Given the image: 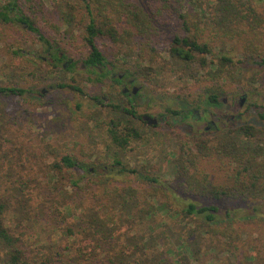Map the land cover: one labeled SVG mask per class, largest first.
Listing matches in <instances>:
<instances>
[{
  "label": "trees",
  "instance_id": "1",
  "mask_svg": "<svg viewBox=\"0 0 264 264\" xmlns=\"http://www.w3.org/2000/svg\"><path fill=\"white\" fill-rule=\"evenodd\" d=\"M51 3L59 21V25L50 22L53 33L46 29L48 22L40 20L43 0H6L0 5V24L22 25L31 31L40 43L42 54L48 55V63L54 66L65 58L66 48L56 35L60 34V25L66 26L64 32L78 26L83 47L88 50L81 58L84 70L89 73L88 81L103 83L110 74L119 82L120 74L114 72L122 69L124 77H132V81L154 82L157 74L168 70L183 81L182 91L157 93L152 98H178L186 107L177 109L168 105L163 109L162 115L174 119L166 122L170 134L159 135L163 140L175 139V143L167 146L165 168L146 159L141 166H131L124 161V154L119 153L132 141L144 138L122 116L133 115L146 122L145 116L149 117L150 113L136 116L132 106L104 102L98 94L90 97L96 111L89 118L101 117L97 107L100 103L120 113V117L106 121L105 129L107 148L112 152L106 156L112 160L111 167L117 168L116 174L104 173V166L97 161L93 170L100 174L95 175L89 167L93 163L49 145L41 153H12L14 168L22 171L26 169L27 155L46 159L47 181L56 182L54 189L58 190L62 189L58 182L65 179V184L74 188L73 195L79 197L70 199L71 195L66 196L62 189L65 196L55 201L56 209L52 210L54 215L63 214L65 225L61 232L68 247L51 255L46 244L45 252L38 249L30 258L19 248L20 237L6 225L7 201L0 197V251L3 252L0 264H57V261L61 264H247L256 258L247 254V248L255 247L245 241L244 228L235 221L253 222L260 207L253 205L252 213L233 219L236 209L222 214L219 205L205 204L200 198L255 201L264 207V124L229 122L209 132L193 128L181 131L178 127L185 124L190 114L196 118L202 111L210 112L211 106L223 102V96L245 100L247 92H256L257 87L250 86L248 90L242 84L234 90L229 85L240 79L244 60L256 61L264 67V0H78V3L51 0ZM80 8L88 20L78 19ZM158 30L168 34L165 48L159 47L155 40ZM99 38H108L116 46L112 59L101 53L97 45ZM234 43L239 44L237 59L232 54L235 52L232 49L237 50ZM230 45L232 49L227 48ZM120 61L125 64L124 69L118 66ZM73 66V59L64 65L66 70H72ZM63 86L84 92L77 83ZM24 92V88L0 87V94L19 96ZM118 93L128 94L125 89ZM128 100L133 105L130 97ZM258 116L264 120V113L258 111ZM122 174L131 177L117 180L116 176ZM27 207L28 198L21 195L16 210L22 215ZM43 209L46 212L47 207ZM65 217H73V221L67 223Z\"/></svg>",
  "mask_w": 264,
  "mask_h": 264
},
{
  "label": "rangeland",
  "instance_id": "2",
  "mask_svg": "<svg viewBox=\"0 0 264 264\" xmlns=\"http://www.w3.org/2000/svg\"><path fill=\"white\" fill-rule=\"evenodd\" d=\"M5 1L0 0V5ZM43 2V14L41 13L40 20L41 18L46 20L48 22L46 29L53 33V28L49 29L50 22L59 25L56 8L52 5L51 0H43ZM71 2L78 3V0H71ZM36 9L39 10V7L36 6ZM77 17L78 19L83 18L84 21L88 20L84 9L81 8L77 11ZM82 26L83 24H81ZM60 27V34L56 35L61 37L59 41L66 48L64 50L65 58L60 65L54 66L48 63L49 56L42 54L40 43L31 31L26 30L22 25L0 24V87L14 86L26 90L19 96L0 94V197L7 201L6 225L11 227L16 236L20 237L19 248L27 258H30L38 249L45 252L44 245L46 244L51 255L54 252L60 253L68 247L67 240L61 232L65 225V222L62 221L63 214L61 216L54 215L52 210L56 209L54 203L62 196L71 195L70 199H74L79 195H73L75 190L65 184V179L58 182L66 192L65 195L61 193L62 189H54L56 182L54 184L48 182L45 174L46 159H32L27 155L26 169L22 171L18 167L14 168L11 159L12 153H41V150L49 145L54 149H61L62 153H71L83 161L93 163L89 165L91 171L94 163L98 161L104 166V173L116 174L117 168L111 167L112 160L106 156L107 153L112 152L107 148L109 144L105 129L106 121L111 117H120V113L112 111L104 107V103H100L97 107L101 110V117L89 118V115L96 111L94 101L90 97L92 94H98L104 102L132 106L136 116L150 113L151 119L156 118L159 121L153 125L147 120L142 122L133 115L122 116L125 121L137 127L144 138L137 142L132 141L119 153L124 154V161L131 166H141L146 159L145 161L148 160L154 165L165 168L167 162L164 155L167 152V146L172 142L175 143V139L174 141H170L168 138L163 140L159 135L165 132L170 134L171 129L163 120V109L168 105L177 109L186 107L178 98H157L155 100L152 98L157 93L161 95L162 93H180L182 91L183 81L173 77L168 70L161 75L157 74L154 82L137 79L130 83L132 77H124L122 69H116L114 72L122 74L119 82L114 81L110 74L103 83L97 84L88 81L89 73L87 70L81 69L79 65L81 58L88 53L79 37L81 28L73 26L68 32H64L66 26L61 24ZM155 40L159 42V47L165 48L169 37L165 31L158 30ZM97 45L108 60L113 58L116 46L110 39L99 38ZM229 47L232 49L231 45L227 48ZM234 48L237 50L232 49L235 51L232 54L237 59L239 44L234 43ZM160 55L165 56L164 52H161ZM70 59L74 60L73 69L66 70L64 65L69 64ZM120 62L118 66L121 65L124 69L125 64ZM241 64L244 70L240 79L238 78L239 80L229 86L237 90V87L244 84L246 85L245 89L248 90L250 86L257 87L256 92H247L242 105L239 104V96L234 98H231L230 95L223 96L221 99H225V104L221 102L217 106H211L210 110L219 113L224 108L226 109V118L239 114L240 118L235 122L262 126L264 121L259 118L258 111L264 110V67L258 65L256 61L249 60H244ZM66 83H77L84 92L73 91L63 86ZM123 88L128 93L126 96L118 93ZM132 93L133 95H131ZM128 97L132 99L133 105L129 103ZM248 100L249 103L251 101L258 106L257 112L250 109ZM226 118L217 122L218 128L224 127V121L230 122ZM190 124L195 126L200 124L202 127L206 125L203 121L198 122V119L190 114L185 120V124L178 128L181 131H188ZM212 130L210 129V131ZM91 173L100 174L95 170ZM130 177V175L123 174L116 176L117 180L130 179ZM21 195L28 198L27 212L22 215L16 210ZM49 199L51 202L48 201ZM200 199L205 204L219 205L222 214L228 210L236 209L235 214L233 212L234 215L231 217L233 219L242 218L246 212L252 213L253 205L260 207L255 215L256 220L253 222L242 219L235 222L244 228L243 238L245 241L255 247L253 250L246 249L248 255L256 256L247 264H264L263 205H257L258 203L255 201L240 203L228 200ZM74 203L71 204L74 205ZM44 206L47 207L48 212L47 209L44 212ZM51 206L52 208H49ZM241 206L242 208L238 211ZM65 218L67 223L73 221V217ZM41 244L42 246L39 247ZM0 253L3 252L0 251ZM54 259H56L55 255ZM57 264H61V262L57 261Z\"/></svg>",
  "mask_w": 264,
  "mask_h": 264
},
{
  "label": "flooded vegetation",
  "instance_id": "3",
  "mask_svg": "<svg viewBox=\"0 0 264 264\" xmlns=\"http://www.w3.org/2000/svg\"><path fill=\"white\" fill-rule=\"evenodd\" d=\"M79 65H81V67H83V69H84V66H83L82 62H80ZM119 76H120V79H121V78H122V77H121L122 74H120ZM130 83H132V80H130ZM123 89H124V88H123ZM242 100H243V98H241V99L239 100V104H241V105H242ZM247 102H248V104H249L250 109H251L253 112H257V108H258V106L255 105V103H251V101H250V103H249V100H248ZM222 103L225 104V100H223ZM259 111H260V110H259ZM260 112H261V113H264V110H261ZM194 113L197 114V111L195 110ZM203 116H204V117H203ZM171 118L174 119V117H167V116H164V119H163V120H164V122H168V121L172 122V121H171ZM225 118H226V109H224V108H223L222 111H219V113H217V112H213V111H210V112H208L207 114H205L204 111H202V112H201V115H197L196 119H198V122L203 121L204 123H206V125L202 127V126H200V124L197 125V126L190 124V125H189V129H190V131H192V128L195 127V130H196V131L201 129V130H204V131H206V132H209L210 129H215V130H217V129H218V124H217V122H218V121H223V119H225ZM239 118H240V115H239V114H238V115H230L229 118H226V120H230V123H235L236 119H239ZM145 119L147 120L148 123H152L153 125H156V124L159 122L156 118H152V119H151V118L148 117V116H147V117L145 116ZM263 121H264V120H263ZM225 124H226V122L224 121V126H225Z\"/></svg>",
  "mask_w": 264,
  "mask_h": 264
},
{
  "label": "water",
  "instance_id": "4",
  "mask_svg": "<svg viewBox=\"0 0 264 264\" xmlns=\"http://www.w3.org/2000/svg\"><path fill=\"white\" fill-rule=\"evenodd\" d=\"M223 100H225V99L222 98V101H223Z\"/></svg>",
  "mask_w": 264,
  "mask_h": 264
}]
</instances>
